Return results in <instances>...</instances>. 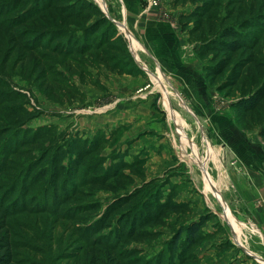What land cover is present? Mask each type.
Returning <instances> with one entry per match:
<instances>
[{
    "label": "rangeland",
    "instance_id": "obj_1",
    "mask_svg": "<svg viewBox=\"0 0 264 264\" xmlns=\"http://www.w3.org/2000/svg\"><path fill=\"white\" fill-rule=\"evenodd\" d=\"M205 2L53 0L28 20L35 4L29 0L0 15V158L5 143L14 147L40 129L52 128V138L65 152L73 141L100 137L105 142L73 171L65 206L53 188L45 200L41 184L27 191L19 182L14 195L0 199V238L10 239L13 264H89L94 238L86 229L119 198L139 191L126 213L141 212L157 195L189 206L188 212L169 214L164 225L151 228L157 236L124 246L137 251L139 263L157 261L178 231L209 217L185 264H264V199L256 196L255 174L264 173V138L256 118L244 123L238 117L234 106L241 98L240 85L223 90L237 64L250 58L264 63V0H211L205 12L199 11ZM90 4L112 23L98 34L90 31L103 21L98 13L80 14ZM231 25L245 27L244 40L253 48L231 55L228 70L213 79L209 69L226 56L204 57L200 51ZM162 82L184 123L179 118L177 123L169 109ZM6 96L14 100L6 102ZM17 105L27 117H7ZM205 140L218 154L208 168ZM49 146L20 149L5 160L10 174L8 181H0L7 185L0 186V197L10 179L25 175L30 165L38 163L30 181L41 169L51 171L49 159L42 164ZM64 157L65 167L75 159ZM89 166L101 174H89ZM109 173L114 190L91 182ZM120 215L94 237H109Z\"/></svg>",
    "mask_w": 264,
    "mask_h": 264
},
{
    "label": "trees",
    "instance_id": "obj_2",
    "mask_svg": "<svg viewBox=\"0 0 264 264\" xmlns=\"http://www.w3.org/2000/svg\"><path fill=\"white\" fill-rule=\"evenodd\" d=\"M27 1L29 0H15V3L13 4L9 3L8 0L5 1V3L0 4V15H7L12 10L21 7V5ZM34 1L35 4L32 5V9L29 11V14H27L26 17L39 13L47 5H50V3L53 2V0ZM191 1L196 3L206 1L204 5L199 8V11L205 12L204 7L207 8L209 6L208 2L211 0ZM89 6V8H80V14L84 13L85 10V12H90L92 14L98 13L97 15L101 17L100 20L104 21H100L99 24H95V26L91 27V32L98 34L100 29L106 28L107 26L110 27L112 25V23L108 20L106 15L102 13L98 6L94 4H90ZM94 10H96V13ZM99 10L101 13H99ZM199 14V12H196V15ZM67 16H69V14ZM30 18L31 17H28V20H30ZM244 30L245 27H243V25L227 26L219 32L218 36L203 44V49L200 52H202L201 54L204 57H207L212 53L215 54L214 56L220 54L226 56V59L222 60L218 65L212 68L210 67L211 69H209V75L211 78L215 79L228 70L231 63V55L253 48L252 45H247L245 42ZM106 37L107 34L103 38L105 39ZM231 74V78L225 84L223 90L234 89L240 85L241 98L235 103L234 106L238 112V117L244 123L249 122L248 119L250 116L254 117L253 120L256 118V125L257 127H260L259 134L262 138H264V63H260L253 58H250L245 60V62L237 64ZM6 100V102H9L14 100V98L6 96ZM21 107L22 105H17L11 108L10 112L6 113L7 117L16 118L21 115L27 117L26 110L21 109ZM25 119L26 118L23 120ZM249 127L254 129V126L252 125H249ZM51 129L52 128L40 129L32 136L26 134L25 138L18 142L14 147L12 146L9 148L7 147L8 144L6 143L5 146L2 147V154L4 156H1L0 158V181H8L10 174L6 173L7 171H10L9 167H7L8 162L10 161H7L5 164V160H8L13 154L15 155L18 153L20 149L27 147H39L43 146L45 143H49L50 146L44 150V152L48 151V153L45 155V157H43L42 164H44L43 162H46L49 159L51 166L54 167L51 168V171L42 169L39 170V172L34 176L33 180L30 181V176L35 172L34 170L37 168L38 163L30 165L26 169L25 175H16L10 179L8 186L9 189L12 187L10 189L11 191L7 189V192L2 194L0 199L4 197V200H7L11 197V195H14L17 186L20 185L19 182H21V188L24 187L27 189V191H31L38 184H41L45 200L49 195L50 189L53 188L58 192L56 198L61 201V206H65L67 202H69L72 193V189L69 188V184L73 178V171L76 170L78 166H83L85 161L91 156L100 152L105 142L100 137H97L90 143L84 141H73L68 144L67 150L65 152L63 148H60L59 145H57L58 142L56 137L52 138L53 131ZM6 134H4V136ZM19 135L20 133L18 132L16 133L15 137L18 139ZM9 138L10 136L6 138L7 143ZM64 155H69L70 158H75L70 160V166H64ZM9 164L13 163L11 162ZM88 172L89 174H94V176L101 174L98 171V167L96 168V166H89ZM112 178L113 176L109 173L104 175L102 178L94 177L91 182L94 185L96 184V186L99 188L105 190H114L115 187L109 183V180ZM26 182L29 184L27 187L25 186ZM1 185L3 189L7 187L4 182H1ZM47 188L48 191H46ZM58 188H60V190H58ZM150 190H152V188ZM136 196L137 198L140 197L141 191H139L138 194L119 198L115 203L106 209L103 219L92 225L89 230L88 228L86 229L88 231L87 236L94 238V242L91 244L92 253L89 254L91 256V261L89 264H141L139 263L138 259H135L137 251H125L123 249L124 246L132 242L141 243L149 238L157 236L159 233H153L151 228L164 225V220L169 214L186 213L189 210V206L187 204L177 203L172 197L167 198L165 201H161V198L158 195L154 196L152 193L154 198L151 201L144 203L143 210L141 212H136L135 214H129L128 212L126 213L125 210L130 204L133 203ZM97 208L98 206L95 207V209ZM83 210V212L87 211V209ZM118 214L121 215L117 220V227L109 237L103 239L94 237L95 234L98 235L106 230L110 220ZM208 220L209 217H204L199 222L192 223L189 227L178 231L173 239L169 242L167 250L159 255L157 261L152 263L147 262L145 264H185L187 261L191 260V252L193 248L197 246L202 240V235H200L201 230ZM3 227V225H0V232L3 230ZM185 233L186 236L184 237ZM100 249L105 250L106 257L103 258L101 253L102 251ZM166 254H169V256L166 257ZM0 264H13L12 244L6 235L0 238Z\"/></svg>",
    "mask_w": 264,
    "mask_h": 264
},
{
    "label": "crops",
    "instance_id": "obj_3",
    "mask_svg": "<svg viewBox=\"0 0 264 264\" xmlns=\"http://www.w3.org/2000/svg\"><path fill=\"white\" fill-rule=\"evenodd\" d=\"M123 28H126V26H123ZM127 29V28H126ZM162 84H163V88H164V91H165V93H164V95H165V97L167 98V100L169 101V107H171V110L173 111V112H175L176 113V115L178 116V118H181L182 119V117H181V115L176 111V110H174L173 108H172V106H171V103H170V100H169V94H170V91H169V89H168V85L166 84V82H162ZM181 104H182V106L185 108V109H187L188 110V108L186 107V105H185V103L183 102V100L181 99ZM176 116V117H177ZM178 118H176V120L178 119ZM183 121V120H182ZM177 123H178V120H177ZM183 123H184V121H183ZM183 127V126H182ZM183 131V130H182ZM184 133V132H183ZM184 135V138H185V135L186 134H183ZM205 145L207 146V148H208V150H207V155H206V157L205 158H203V162H204V164L206 165V167L208 168V163H209V161H213V160H217L218 158H217V152L214 150V148H212L211 147V145L209 144V142L207 141V140H205ZM209 170V169H208ZM259 171H256L255 172V174L257 175V178H256V183H258V188L257 189H259L258 190V192H257V194H256V196L258 197V196H260V198H262V199H264V173H261L260 172V174H257ZM207 173H208V171H207ZM209 177H210V179H208V181L210 182V181H214L213 180V178H212V176L211 175H209ZM211 183V182H210ZM217 184V183H216ZM217 187H218V184H217ZM217 190H218V188H217ZM264 201V200H263ZM224 202V201H223ZM224 204H225V202H224ZM259 216H261V215H259ZM262 219H264V217L262 218ZM264 221V220H263Z\"/></svg>",
    "mask_w": 264,
    "mask_h": 264
},
{
    "label": "bare ground",
    "instance_id": "obj_4",
    "mask_svg": "<svg viewBox=\"0 0 264 264\" xmlns=\"http://www.w3.org/2000/svg\"><path fill=\"white\" fill-rule=\"evenodd\" d=\"M153 80H154V81H157L155 78H153ZM156 83H157V82H156ZM164 97H165V95H164ZM165 98H166V97H165ZM166 99H167V98H166ZM169 109H170V107H169ZM170 111H171V110H170ZM172 113L175 114V116H177L175 112H172ZM177 118H178V116H177ZM178 120H179V124H182V119L179 118Z\"/></svg>",
    "mask_w": 264,
    "mask_h": 264
},
{
    "label": "water",
    "instance_id": "obj_5",
    "mask_svg": "<svg viewBox=\"0 0 264 264\" xmlns=\"http://www.w3.org/2000/svg\"><path fill=\"white\" fill-rule=\"evenodd\" d=\"M130 49H131V48H130ZM131 51H132V53H133V55H134V51H133L132 49H131ZM134 57H135L136 61H138V59H137V57H136L135 55H134ZM140 67H142V66H140ZM142 69L146 71L145 68L142 67ZM215 192H216V194H220V192H218L216 189H215Z\"/></svg>",
    "mask_w": 264,
    "mask_h": 264
}]
</instances>
